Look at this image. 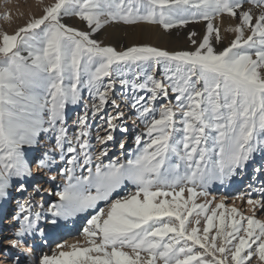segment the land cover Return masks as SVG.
<instances>
[{"label": "snow or ice", "instance_id": "6c2138e0", "mask_svg": "<svg viewBox=\"0 0 264 264\" xmlns=\"http://www.w3.org/2000/svg\"><path fill=\"white\" fill-rule=\"evenodd\" d=\"M42 12L13 34L0 30V211L11 189L26 190L29 150L51 132L53 151L66 163V183L56 193L59 202L47 209L48 223L60 227L58 218L92 214L82 230L86 246L57 242L32 264H264V221L256 216L264 212V188L261 199L247 196L251 215L228 209L224 199L215 207L196 202L214 181L223 184L256 154L264 157V0H55ZM225 16L238 23L226 29L234 38L218 50L223 37L214 21ZM65 17L78 18L88 31L64 23ZM201 21L206 34L198 42V34L189 33L192 51L118 50L94 38L112 24L159 25L168 32ZM117 83L133 92L131 107L143 125L135 151L123 161L111 159L108 147L123 112L100 117L106 127L96 136L101 147L95 156L88 130L89 115L99 117L109 103L120 107ZM84 89L93 106L78 117L73 146L66 107L80 104ZM54 162L45 153L36 167ZM257 171L264 174V165ZM18 207L13 219L19 226L6 243L31 256L28 240L39 233L47 244L54 233H45L44 216L29 201Z\"/></svg>", "mask_w": 264, "mask_h": 264}, {"label": "rangeland", "instance_id": "374dc122", "mask_svg": "<svg viewBox=\"0 0 264 264\" xmlns=\"http://www.w3.org/2000/svg\"><path fill=\"white\" fill-rule=\"evenodd\" d=\"M54 2L55 0H43L42 3L38 2V0H0V17H3L4 15L10 16V21L0 19V30L7 31L9 34H13L19 27L24 26L30 18H38L39 16H41L43 14L42 8L45 5ZM63 22L81 31H88L85 23L80 21L76 17H65ZM237 23L238 20L228 18L227 16L223 17L222 20L214 21V24L220 27L221 35L223 37L222 43L215 45L218 50L222 46H227L229 42L234 38L235 34L227 32L226 29L229 26H235ZM114 26H117V28ZM139 27L141 28L139 29ZM193 31L198 34L195 39L199 42L206 34V22L201 21L200 23L189 24V26L187 25L183 28H174L168 32H165L159 25L139 24L135 26H129L123 24H112L102 29L94 36V38L102 41L104 45H108L107 38H116L118 39V41L116 42V46L114 47H116L118 50L133 45H150L163 50H167L169 52L182 50L192 51L194 50L195 46L188 39V36L189 33ZM156 74L159 77L162 73L160 71H157ZM129 75L131 76V73ZM114 91V98L120 106L114 111L123 112L126 115L127 108L131 107L134 94L130 89H122L119 83L115 85ZM141 94L145 96L148 95L147 93H135V95ZM82 96L83 100L80 104H77L75 106L68 105L66 107L67 140L71 142L73 146H76V136L80 131L76 121L79 116L85 113V111H88L90 113L93 106L91 96L86 89L82 90ZM109 96L110 98H113L112 93H110ZM96 102L98 103V101ZM112 106L113 105L111 103L106 105L103 112H101L99 114V117L95 119H93L91 115H89V139L93 146L92 152L94 156L97 154L99 148L101 147L96 141V136L97 134H105L101 126L103 125L106 127V125L104 124V120L100 119V117L111 115L113 113V111H111ZM128 112H130L131 114L123 117L119 121H114V123L118 125V128L117 131L113 133L114 141L108 142V147L110 149L109 157H111V159L113 160L121 158L120 160L123 161L126 159L129 152H134L136 149L134 137L135 135L143 132V125L139 121L137 122V120L135 119V109L131 107ZM132 119H134V121H132ZM136 122L137 124L133 125V123ZM125 125L130 128V133H123L119 131V127H124ZM44 135L46 138L42 140L41 145L34 150H29V159L31 161L30 166L32 168V171L34 172V179H36L37 181L30 189V193H28L25 196V199L22 200L23 202L20 203L21 205L24 204L26 200L29 201L32 205L33 212H41L43 214L44 218L41 219L40 225L44 228L45 233H54V235L49 236V238L54 239L50 240V244H52L51 249H49V246L47 247V245L43 243L39 233L36 234L35 239L30 238L28 240L29 247L34 248L35 246H39L42 248L39 251H37V249L35 248V254H39L40 251L43 252V254L44 252H47V254H51L52 251L56 250L57 242L62 241H67L69 244L79 242L80 245L86 246L87 241L82 235V230L83 227L87 226L86 221L92 214L90 210L88 213L80 214L79 216L68 221L58 218V224L60 225V227L48 223V220L51 219V213H49L47 209L52 204L59 202V198L56 193L58 191H62L63 186L66 183L65 178L61 176L63 169L66 167V163L65 161L60 159V151L58 149L53 151L55 145V134L50 132ZM121 142L125 145V149L123 150L119 147ZM65 147H67V144L65 145ZM45 153H48L50 156L54 157L55 163H53L51 168L49 169L38 170L36 167V158L42 156ZM65 155L67 156L68 154L65 153ZM255 158L256 159L250 162L249 166L246 167V169L243 170L242 173L233 176L225 183L222 184L219 181H214L213 183H211L209 188L207 189L209 193L208 196L198 197L196 202L198 204H204L208 201H213L212 207H215L216 203H219L221 199H224V203L228 209L236 207L244 215H251L252 209L246 203L247 196L248 194H250L254 199H261V193L258 190L264 188V174L257 171V166L260 168L262 165H264V157H261L260 154H256ZM104 162H109L108 157L104 158ZM77 174H79V172ZM53 177H55V179H53ZM230 182L240 183V185L237 189L228 191V189L225 188V185L229 184ZM131 188L132 186L129 185L127 189H122L119 195L122 197ZM10 191L11 199L8 203L3 204L2 211H4V215L2 217V222L0 223V227L2 228L0 229V232H6V238L4 239L5 242L8 239L13 238L14 232L19 226V223L13 219V217L19 211L18 205H15L17 203L15 198L18 191H16L15 189H11ZM197 191H199V189H197ZM185 195L187 196V193ZM241 195L245 196L244 201L237 199V197ZM41 205H43V207H41ZM98 207L106 208L107 205L105 202H100ZM13 213L15 214L12 215ZM256 216L258 219L264 221V212L257 211ZM76 224H78V226H76ZM75 227H77V232L73 233ZM200 227L201 229L203 227L202 217ZM2 244L3 243L0 241V259L3 256H6L5 260H7V257L9 256L7 254V251L9 249H13L16 251L18 250V248H12L9 244L8 246H3ZM3 249H6V251L3 252ZM20 253L21 254L19 257L22 256L23 262H25V259L29 258L28 253H26L25 251H21Z\"/></svg>", "mask_w": 264, "mask_h": 264}, {"label": "bare ground", "instance_id": "6f19581e", "mask_svg": "<svg viewBox=\"0 0 264 264\" xmlns=\"http://www.w3.org/2000/svg\"><path fill=\"white\" fill-rule=\"evenodd\" d=\"M189 26V25H188ZM114 27H116L117 28V26H114ZM141 27H139V29H140ZM105 30H107V29H105ZM106 33V32H105ZM113 33V32H112ZM104 34V33H103ZM113 36V35H112ZM138 38V37H137ZM135 39H136V37H135ZM139 39V38H138ZM169 40V39H168ZM118 41V39H116V38H107V43H108V46H116V42ZM131 107H128L127 108V113H126V115L124 114V116L123 117H126V116H128V115H130L131 113L130 112H128L129 111V109H130ZM116 109V107H114V106H112L111 107V111H113V113L111 114V115H115L116 114V112L117 111H114ZM78 110V109H77ZM77 110H76V112H77ZM132 121H134V119H132ZM137 122H138V120H137ZM137 122L136 123H133V125L134 124H137ZM124 127H126V128H128V133H130L131 132V130H130V128L129 127H127L126 125L124 126ZM124 133V132H123ZM119 159H121V158H119ZM256 159V158H255ZM59 161V160H58ZM256 161V160H255ZM61 162V161H60ZM55 163V162H54ZM56 163H58V162H56ZM259 167L257 166V169H258ZM61 176H63L62 174H61ZM35 177H34V172L32 171V176L31 177H29V178H26V181H25V184H24V187H25V191H23V192H20V191H18L17 192V196H16V201H17V203L15 204L16 206L18 205H20V203H22L23 201V199H25V196L28 194V193H30V189L34 186V184L36 183V179H34ZM31 183V184H30ZM28 185V186H27ZM239 185H240V183H236V182H230L229 184H227V185H225V188L226 189H228V191L229 190H235V189H237L238 187H239ZM22 205V204H21ZM15 209V208H14ZM15 213H13L12 215H14ZM3 215H4V211H0V223L2 222V217H3ZM78 221V220H77ZM3 223H4V219H3ZM76 223H78V222H76ZM76 226H78V224H76ZM76 228L77 227H75L74 228V231H73V233H76L77 231H76ZM0 229H2L1 227H0ZM6 232H0V238L1 237H3V238H1L0 239V241L3 243L2 245L3 246H8V244L4 241V239L6 238ZM8 235V234H7ZM56 237V236H55ZM50 240H54V239H52V238H49L48 239V243L46 244L47 245V247L49 246V249H51V247H52V244H50L51 243V241ZM35 248L37 249V251H39L40 249H42L41 247H39V246H35L34 248H33V253H32V255L31 256H29V258H27V259H25V262H23V258H22V256L21 257H19L20 256V252L21 251H24V249L23 248H18V250L16 251V250H13V249H9L8 251H7V254L9 255L8 257H7V260H5L6 259V256H3L1 259H0V264H32V260L34 259V257H36V256H39V255H41V254H43V252H39V254L37 253V254H35L36 252H35ZM46 249H48V248H46ZM6 251V249H3V252H5ZM15 251V252H14ZM44 253H47V252H44ZM3 254V253H2ZM23 254V253H22ZM18 256V257H17Z\"/></svg>", "mask_w": 264, "mask_h": 264}]
</instances>
